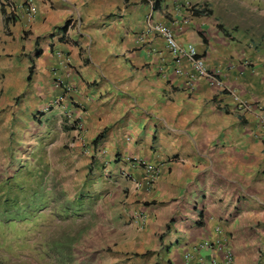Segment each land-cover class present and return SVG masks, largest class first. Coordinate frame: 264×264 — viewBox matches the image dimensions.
<instances>
[{"label": "crops", "instance_id": "0c3cea01", "mask_svg": "<svg viewBox=\"0 0 264 264\" xmlns=\"http://www.w3.org/2000/svg\"><path fill=\"white\" fill-rule=\"evenodd\" d=\"M25 2L0 0V139L10 136L7 127L25 122L56 135L57 147L81 153L90 175L112 169L105 179L118 190L128 220L115 242L116 261L211 264L222 259L216 245L198 247L216 241L221 227L232 264H264L257 118L224 107L217 89L200 86L189 94L176 78L170 82L159 71L172 63L168 50L149 27H173L177 41L194 44L210 68L222 69L229 88L263 105L264 50L259 55L237 39L225 12H213L209 0H32L35 15L21 10ZM57 76L73 90L55 104L63 92ZM79 111L80 139L72 123ZM122 156L162 168L149 193L121 176Z\"/></svg>", "mask_w": 264, "mask_h": 264}, {"label": "rangeland", "instance_id": "374dc122", "mask_svg": "<svg viewBox=\"0 0 264 264\" xmlns=\"http://www.w3.org/2000/svg\"><path fill=\"white\" fill-rule=\"evenodd\" d=\"M209 5L224 11L226 28L261 55L264 0ZM6 131L10 136L0 139V264H129L114 257L128 220L105 171L90 175L81 153L57 147L56 135L46 137L25 122Z\"/></svg>", "mask_w": 264, "mask_h": 264}, {"label": "built area", "instance_id": "2783aa9c", "mask_svg": "<svg viewBox=\"0 0 264 264\" xmlns=\"http://www.w3.org/2000/svg\"><path fill=\"white\" fill-rule=\"evenodd\" d=\"M186 5L193 10L191 3L186 1ZM29 15H35L37 7L32 4V0H26L25 5L21 9ZM156 31L164 40L170 61L169 65L162 64L159 71L170 82L177 79L176 87L180 88L189 94L194 93L200 86H208L217 89L218 95L221 96V103L224 107L231 104L232 110L240 111L243 114H253L257 118L258 127L254 130L255 136L264 141V105L258 101H249L241 97L240 93L234 89L229 88L224 79L223 71L220 68H210L204 56H199L197 47L194 44L184 45L176 40V32L170 25L157 22L149 27ZM174 77V78H173ZM55 84L58 88L62 89V95L55 99L57 104L64 96L73 90L71 83L63 80L57 76ZM72 123L76 126L79 139L82 138L85 126L83 122V113L79 111ZM118 163L121 165L120 174L123 178L133 180L135 188L140 193H149L156 185L162 168L144 159L143 157H127L122 156ZM105 175L111 176L112 169L105 167ZM134 171H138L140 177L133 175ZM216 241H204L199 244L198 248H211L216 245V250L221 252L222 259L212 261L211 264H232L234 261V253L230 244V237L225 229L218 227L216 229ZM190 254L187 256L190 258Z\"/></svg>", "mask_w": 264, "mask_h": 264}, {"label": "trees", "instance_id": "16d2710c", "mask_svg": "<svg viewBox=\"0 0 264 264\" xmlns=\"http://www.w3.org/2000/svg\"><path fill=\"white\" fill-rule=\"evenodd\" d=\"M31 79H32V70L30 72V75L28 76V80H31ZM100 138H102V134L98 136L97 140H99Z\"/></svg>", "mask_w": 264, "mask_h": 264}, {"label": "clouds", "instance_id": "9594fccd", "mask_svg": "<svg viewBox=\"0 0 264 264\" xmlns=\"http://www.w3.org/2000/svg\"><path fill=\"white\" fill-rule=\"evenodd\" d=\"M234 90H235V89H234ZM120 158H121V157H120ZM120 158H119V159H120ZM119 159H118V160H119ZM118 160H117V162H118ZM105 167H107V166H105ZM105 167H104V168H105ZM124 179H126V178H124ZM129 180H130V179H129ZM134 184H135V183H134Z\"/></svg>", "mask_w": 264, "mask_h": 264}]
</instances>
